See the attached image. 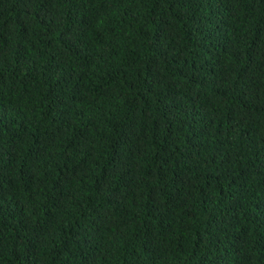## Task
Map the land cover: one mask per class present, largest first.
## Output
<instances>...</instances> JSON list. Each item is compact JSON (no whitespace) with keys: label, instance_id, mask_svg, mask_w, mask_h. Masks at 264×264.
Here are the masks:
<instances>
[{"label":"trees","instance_id":"16d2710c","mask_svg":"<svg viewBox=\"0 0 264 264\" xmlns=\"http://www.w3.org/2000/svg\"><path fill=\"white\" fill-rule=\"evenodd\" d=\"M0 264H264V0H0Z\"/></svg>","mask_w":264,"mask_h":264}]
</instances>
